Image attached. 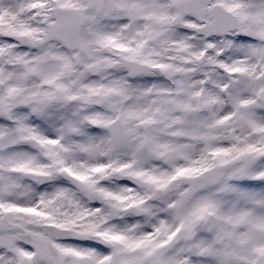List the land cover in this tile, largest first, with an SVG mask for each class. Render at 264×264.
I'll use <instances>...</instances> for the list:
<instances>
[{"label":"snow or ice","instance_id":"snow-or-ice-1","mask_svg":"<svg viewBox=\"0 0 264 264\" xmlns=\"http://www.w3.org/2000/svg\"><path fill=\"white\" fill-rule=\"evenodd\" d=\"M0 264H264V0H0Z\"/></svg>","mask_w":264,"mask_h":264}]
</instances>
